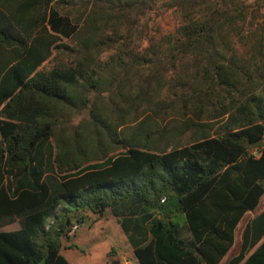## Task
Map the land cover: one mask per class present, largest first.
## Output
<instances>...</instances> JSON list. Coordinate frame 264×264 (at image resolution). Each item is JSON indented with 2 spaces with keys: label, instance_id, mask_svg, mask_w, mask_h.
<instances>
[{
  "label": "trees",
  "instance_id": "obj_1",
  "mask_svg": "<svg viewBox=\"0 0 264 264\" xmlns=\"http://www.w3.org/2000/svg\"><path fill=\"white\" fill-rule=\"evenodd\" d=\"M263 10L0 0V264H69L72 228L107 210L137 264H264Z\"/></svg>",
  "mask_w": 264,
  "mask_h": 264
},
{
  "label": "rangeland",
  "instance_id": "obj_2",
  "mask_svg": "<svg viewBox=\"0 0 264 264\" xmlns=\"http://www.w3.org/2000/svg\"><path fill=\"white\" fill-rule=\"evenodd\" d=\"M178 21L179 16L173 10L162 12L149 24L151 35L171 33ZM258 21L261 23L262 20ZM50 66V63L45 62L41 69L48 70ZM259 211H264V198ZM250 217L247 216L246 220ZM117 220L111 210H107L103 217L90 215L85 218L75 234H71L70 238L63 242L61 253L69 264H137L131 241ZM17 226V223H14L0 230L8 231ZM242 228L243 224L236 234V240H239ZM187 233L181 227L178 237L186 247L191 248L192 238L189 232Z\"/></svg>",
  "mask_w": 264,
  "mask_h": 264
},
{
  "label": "crops",
  "instance_id": "obj_3",
  "mask_svg": "<svg viewBox=\"0 0 264 264\" xmlns=\"http://www.w3.org/2000/svg\"><path fill=\"white\" fill-rule=\"evenodd\" d=\"M263 198H264V196L262 197V199H261V201L263 200ZM261 201H260V204H261ZM260 206V205H259ZM260 212H262V211H259L258 210V212L256 213V214H259ZM247 216H251L250 218H248L247 220H252V218L255 216V215H253V214H251V213H249V214H247ZM246 216V217H247ZM264 239V238H263ZM262 239V240H263ZM257 246H255L252 250H251V252L256 248Z\"/></svg>",
  "mask_w": 264,
  "mask_h": 264
},
{
  "label": "built area",
  "instance_id": "obj_4",
  "mask_svg": "<svg viewBox=\"0 0 264 264\" xmlns=\"http://www.w3.org/2000/svg\"><path fill=\"white\" fill-rule=\"evenodd\" d=\"M76 231V227L72 228V231L69 235L73 234Z\"/></svg>",
  "mask_w": 264,
  "mask_h": 264
},
{
  "label": "water",
  "instance_id": "obj_5",
  "mask_svg": "<svg viewBox=\"0 0 264 264\" xmlns=\"http://www.w3.org/2000/svg\"><path fill=\"white\" fill-rule=\"evenodd\" d=\"M113 264H117V263H113Z\"/></svg>",
  "mask_w": 264,
  "mask_h": 264
}]
</instances>
